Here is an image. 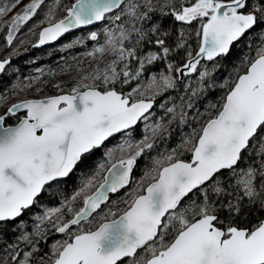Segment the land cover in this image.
<instances>
[{
  "label": "snow or ice",
  "instance_id": "snow-or-ice-1",
  "mask_svg": "<svg viewBox=\"0 0 264 264\" xmlns=\"http://www.w3.org/2000/svg\"><path fill=\"white\" fill-rule=\"evenodd\" d=\"M21 2L0 4V18ZM169 4V12H163L168 5L162 6V15H172L177 21L206 18L197 33L201 36L199 50L195 56L187 50L186 62L179 66L169 62L167 73H152L146 79H142L146 66L168 59L174 51L166 42L168 33L160 34L159 26L149 30L158 34L154 40L135 26L137 20L150 19L152 0H144L143 5L132 0H74L64 6L66 14L60 19H56L60 0L47 6L40 23L48 26L39 32L40 45L95 22L110 20L113 26L76 37L65 46L95 41L86 55L100 58L97 67L82 76L70 92L22 100L0 113V229L14 224L48 187L68 178L110 138L117 134L125 138L114 149L121 157L107 168L99 185L94 182L104 164L70 198L34 217L33 231H22L16 243L8 245L10 260L5 264H123L125 259L129 264H264V220L250 225L243 219L252 215L251 206L257 201L264 210V46L257 49L243 74L221 85L231 83L222 106L199 132L194 129L170 153L153 158V168L129 194L131 200L121 213L109 209L95 230L82 226L109 200V193L132 182L138 158L153 149L155 139L167 131L161 117L145 123L142 139L131 138L133 127L153 115L150 110L157 96L176 88L174 73L199 76L200 87L191 89L187 105H160L165 115L184 124L185 108L193 107L192 97L204 90L210 75L207 68L199 71L201 57L213 61L226 55L233 42L264 25V0H194L189 6L169 0ZM45 5L46 0H30L4 21L0 30L6 27L7 44H12L15 33ZM141 7L147 11L141 12ZM124 17L131 28L125 27ZM143 41L158 46L157 50L138 54ZM181 48H185L183 31L175 43V49ZM9 64L10 59H0V73ZM126 85L130 90L124 91ZM6 99L0 95V104ZM21 109L25 111L18 115ZM8 119L17 122L8 125ZM182 149L191 154L190 159L181 158ZM114 150L106 155L111 157ZM246 154L251 163L240 168ZM226 172L230 175L224 176ZM193 196L196 198L190 199ZM78 200L82 201L80 207H76ZM45 224L68 237L53 243L50 253L37 247L46 237ZM23 225L21 221L15 228ZM73 227L78 230L73 232ZM20 243L30 250L20 249Z\"/></svg>",
  "mask_w": 264,
  "mask_h": 264
},
{
  "label": "trees",
  "instance_id": "trees-1",
  "mask_svg": "<svg viewBox=\"0 0 264 264\" xmlns=\"http://www.w3.org/2000/svg\"><path fill=\"white\" fill-rule=\"evenodd\" d=\"M4 2L6 0H0V4ZM23 2L24 0L8 15L0 18V26L4 24V21L10 20L11 16L16 12L22 10L24 5H26ZM73 2L74 0H60V7L56 9V19L62 18L66 14L64 12V6H69ZM132 2L143 5L144 0H132ZM192 2L194 0H172L173 4L179 5L184 3V6H189ZM52 4L53 0H46L45 7L15 33L11 45L6 42V27L0 30V59H10V64L0 77V95L7 96L3 104H0V113L16 101L70 92L71 88L80 81L82 76L91 73L99 64L100 58L94 59L86 55L96 45L95 41L85 40L83 44L76 45L72 48H66L65 46L76 37H87L88 33L92 31L102 32L103 28L112 27L113 25L110 20L102 21L99 25L92 28L73 31L55 43L45 44L41 47H33L37 39L38 30L40 29L39 26L47 25V22H40L44 20L47 6ZM164 5L168 6L163 7V12H169L171 8L169 0H152L154 10L149 12L150 19L135 21V26L142 28L144 32L148 33L150 40H154L158 34L150 33L149 30L154 25L159 26L160 34L168 33L166 42L174 49L168 59H161L151 65H147L142 79H146L152 73L159 74L161 71L167 73V64L169 62L179 66L182 62L187 61V50H191L193 56L199 50L201 36L197 33L201 31V24L202 22H206V18L203 21L200 18L191 22L177 21L172 15H162L161 8ZM140 11H147V8L141 7ZM123 22H125L126 28H131L132 24L128 21L127 17L123 18ZM181 31H183L184 35L185 48L175 49V43ZM99 39L100 43H103L102 35ZM261 46H264V25L256 26L238 41L234 42L226 55L216 57L213 61L201 58V64L198 65L199 71L207 68L210 75L206 78L204 90L199 92L197 96L192 97L193 107L191 109L185 108L188 115L184 124H180L178 119L173 120L170 114L165 115V110L160 105L165 104L166 107H171L173 104L177 106L181 104L187 105L189 97H191V89H198L200 87L199 76L198 73H191L186 76L174 73L178 77L176 88L164 92L161 96H157L156 102L151 110L153 115L147 122L140 121L131 130V138L134 141L142 139L145 134V123H155L161 117H164V127L167 131L155 139L153 149L138 158L130 186L123 191L110 195L109 200L102 206L100 211L94 214L88 221L82 222V226L85 229H93L102 221L101 218L109 209L119 214L127 207V204L131 200L129 190L134 183V179L144 177V173L153 168V158L171 152L172 149L182 143L185 137L191 135L194 129L199 132L202 124L222 106L224 102L223 98L231 87V83L227 87H222L221 85L225 81H235L237 76L246 70L247 64L255 58L257 49ZM157 47L153 43L143 41L139 45L138 54L146 55L150 51H156ZM104 58H108L107 54ZM135 66L136 64L133 62L132 67ZM84 82L87 83L90 81ZM29 83H31V87H26ZM186 85L188 86L187 91L185 89ZM131 86L134 87L135 82ZM128 90H130V87L127 85L124 86V91ZM181 97H183V100ZM213 105H215V108L212 107ZM177 111L179 112V107ZM18 115H23V113H18ZM16 122L15 119L7 120V124H15ZM122 137L125 138V136L118 135L109 139L104 144V148H98L86 156L68 178L53 183L48 187L40 195L37 202L26 210L21 217L17 218L14 224L9 223L3 229H0V264H5L6 260H10L8 245L16 243V238L22 231L29 233L33 231L34 217L36 215H42L46 207L59 206L61 200L66 197L70 198L79 189L82 181L98 171V166L102 163L103 159L105 168L112 162L110 160L105 161V157L103 158L105 148L112 146L117 148L118 142ZM190 155L189 152L183 149L181 150L182 159H189ZM249 163H251V160L248 158V154H246L244 161L240 164V168L246 167ZM105 168L100 170L99 175L96 176L94 182L96 185L101 180ZM223 175L228 176L230 173L226 172ZM127 190L128 194H126ZM195 198L193 196L190 199ZM188 202L186 200L185 204ZM80 206H82V201L78 200L76 207ZM251 211V216L243 218L245 223L255 225L258 220L264 218V210L261 209L259 201L251 206ZM21 221L24 222L23 227L15 228V225H19ZM42 227L47 228L46 237L40 240L37 245L42 253H50L51 246L56 241L68 239L65 234L57 233L51 225L45 224ZM72 230L75 232L78 228L73 227ZM19 247L24 251L30 250V246H26L24 243H20ZM123 264H129V260L125 259Z\"/></svg>",
  "mask_w": 264,
  "mask_h": 264
},
{
  "label": "water",
  "instance_id": "water-1",
  "mask_svg": "<svg viewBox=\"0 0 264 264\" xmlns=\"http://www.w3.org/2000/svg\"><path fill=\"white\" fill-rule=\"evenodd\" d=\"M101 22H102V21L95 22V23L92 24V25L81 26V27H79V28H77V29L70 30L69 33L73 32V31H76V30H80V29H84V28H88V27L96 26V25L100 24ZM47 26H48V25H45V26H43V27H47ZM43 27H42V28H43ZM42 28L39 30V32L42 30ZM39 32H38L37 40L34 42L33 47H41V46H43V45H45V44L54 43V42L60 40V39H61L62 37H64L65 35L69 34V33H66V34H64L62 37L58 38V39L55 40V41H50V42H47V43H45V44H43V45H40V44H39ZM233 43H234V42H233ZM201 58H204V57H201ZM8 59H9V58H8ZM7 66H8V65H7ZM7 66H6V68H7ZM244 72H245V71H243V72L240 73L239 75L243 74ZM2 74H3V73H0V77L2 76ZM239 75H238V76H239ZM238 76H237V78H238ZM237 78H236V79H237ZM66 93H68V92L59 93V94H55V95L66 94ZM51 96H53V95H51ZM41 98H43V97H41ZM29 99H40V98H29ZM24 100H26V99H24ZM21 101H22V100H21ZM18 102H20V101H18ZM18 102H15V103H18ZM12 104H13V103H12ZM154 104H155V103H154ZM151 110H152V109H151ZM151 110H150V111H151ZM24 111H25V110L21 109L19 112L21 113V112H24ZM8 125H11V124H8ZM6 126H7V125H6ZM134 127H135V126H134ZM134 127H133V128H134ZM117 135H118V134H117ZM116 161H117V160H116ZM116 161H114L113 163H115ZM110 166H111V165H110ZM110 166H109V167H110ZM134 168H135V167H134ZM133 171H134V170H133ZM132 174H133V173H132ZM105 175H107V171H105V173H104L103 176H105ZM98 185H99V184H98ZM98 185H97V186H98ZM127 186H128V185H127ZM127 186H125L123 189H125ZM123 189H120L119 191H121V190H123ZM119 191H118V192H119ZM116 193H117V192H116ZM111 194H115V193H109V195H111ZM106 202H107V201H105L104 204H105ZM104 204H102L101 207H102ZM98 210H99V209H98ZM98 210H97V211H98ZM94 214H95V213H94ZM94 214H93V215H94ZM93 215H92V216H93ZM92 216H90L89 218H91ZM262 220H264V218H263ZM102 222H103V221H102ZM102 222H101V223H102ZM99 224H100V223H99ZM99 224H98V225H99ZM98 225H97V226H98ZM95 228H96V227H95ZM95 228L92 229V230H95Z\"/></svg>",
  "mask_w": 264,
  "mask_h": 264
},
{
  "label": "rangeland",
  "instance_id": "rangeland-1",
  "mask_svg": "<svg viewBox=\"0 0 264 264\" xmlns=\"http://www.w3.org/2000/svg\"><path fill=\"white\" fill-rule=\"evenodd\" d=\"M30 2V0H24V2H23V4H27V3H29ZM42 27V25H40L39 26V28H41ZM39 31V30H38ZM37 38V37H36ZM148 124H150V122H148ZM144 129H145V126H144ZM123 139H124V137H122L121 138V140L118 142V145L119 144H121L122 143V141H123ZM118 147V146H117ZM104 148V147H103ZM106 150L104 151V154H103V158L105 157V161H108V160H110V161H114V160H116V159H119L120 157H121V155H122V153L120 152V151H116V150H114V149H116V147H106L105 148ZM109 150H114L113 151V154H112V156L111 157H108L107 155H106V153L109 151ZM168 153H170V152H167L166 154H168ZM103 163H105L104 162V159H103V161H102V163L101 164H103ZM108 166V165H107ZM106 166V167H107ZM105 168V167H104ZM141 178L142 177H137V178H135L134 179V183H133V185L131 186V188H130V190H129V194L130 193H132L133 192V190L134 189H136L137 187H138V185H139V183L141 182ZM128 190H127V192H126V194H128ZM102 214V213H101ZM101 214H100V216H101ZM99 218V217H98ZM142 255V254H141Z\"/></svg>",
  "mask_w": 264,
  "mask_h": 264
},
{
  "label": "flooded vegetation",
  "instance_id": "flooded-vegetation-1",
  "mask_svg": "<svg viewBox=\"0 0 264 264\" xmlns=\"http://www.w3.org/2000/svg\"><path fill=\"white\" fill-rule=\"evenodd\" d=\"M24 113V112H23ZM104 147V145L101 147V148H103ZM101 182V181H100ZM100 182H98V183H100Z\"/></svg>",
  "mask_w": 264,
  "mask_h": 264
}]
</instances>
